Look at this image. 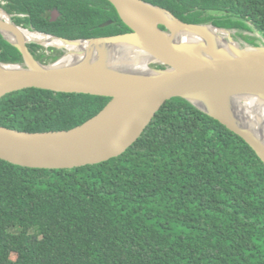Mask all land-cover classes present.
Listing matches in <instances>:
<instances>
[{"label":"trees","instance_id":"obj_1","mask_svg":"<svg viewBox=\"0 0 264 264\" xmlns=\"http://www.w3.org/2000/svg\"><path fill=\"white\" fill-rule=\"evenodd\" d=\"M143 1L186 23L236 30L248 45L264 42V0ZM0 7L31 32L68 40L131 32L108 0H5ZM28 48L45 64L63 55ZM0 62L24 64L1 34ZM110 100L25 89L0 99V126L70 130ZM0 264H264V162L182 98L166 101L139 139L106 162L38 169L0 159Z\"/></svg>","mask_w":264,"mask_h":264},{"label":"water","instance_id":"obj_2","mask_svg":"<svg viewBox=\"0 0 264 264\" xmlns=\"http://www.w3.org/2000/svg\"><path fill=\"white\" fill-rule=\"evenodd\" d=\"M108 1L131 32L79 40L32 32L81 48L87 45L76 61L65 63L71 52L62 49L63 55L50 64L35 59L28 48L46 46L23 39L21 32L31 31L0 7L9 17L0 19V34L24 59V64L0 62V99L30 88L111 98L95 117L70 130L25 132L0 126V159L38 169L106 162L139 139L166 101L182 98L241 136L264 162V119L244 108L246 99L264 106V45L242 46L232 30L186 23L143 0ZM130 50L149 58L146 70L124 66L120 53Z\"/></svg>","mask_w":264,"mask_h":264},{"label":"bare ground","instance_id":"obj_3","mask_svg":"<svg viewBox=\"0 0 264 264\" xmlns=\"http://www.w3.org/2000/svg\"><path fill=\"white\" fill-rule=\"evenodd\" d=\"M0 19H5L7 21H9V17L4 14L2 11H0ZM22 37L23 39H25L26 41H34V42H38L41 43L43 45H45L46 47H55V48H59V49H64V50H68L69 55H67L64 58V62H72V61H76L75 59L79 58V53L81 54H85L82 51L86 50L87 45L85 44V46L83 45L82 48L80 46L77 45H72V44H67L63 41H59L56 39H53L51 37L48 36H43L41 34L38 33H32V32H28V31H22ZM7 36L10 37L11 40L17 41L18 37L16 35H12L10 33H7ZM81 48V49H80ZM126 50H129L128 48ZM131 52V50H130ZM130 52H122V54L120 53L119 58L122 57V59H126V62L124 63L125 67H128L130 69H136V70H146L148 67V63H149V58L141 53V52H137V53H130ZM129 53L131 55H129ZM122 62V60H121ZM246 105H245V111L250 114L253 115L254 117H257V119L260 120L264 119V106H262L260 103L256 102L255 100L252 99H246Z\"/></svg>","mask_w":264,"mask_h":264},{"label":"rangeland","instance_id":"obj_4","mask_svg":"<svg viewBox=\"0 0 264 264\" xmlns=\"http://www.w3.org/2000/svg\"><path fill=\"white\" fill-rule=\"evenodd\" d=\"M0 5H1V2H0ZM244 33L247 34V35L249 34L248 32H244ZM232 35L234 36L235 40H236L240 45H242V46H246V45H248V43H247L244 39H242V38L239 36L238 31L233 30V31H232ZM257 36H259V35H257ZM256 43H257V44H255V45H257V46H262V45H264V42L261 41V40H259V39H258V41L256 40ZM44 48H45V47H44ZM51 48H54V47H46L45 49H46L47 52H49V49H51ZM56 49H58V48H56ZM58 50H62V49H58ZM63 53H64V51H63ZM12 257H14V255H13Z\"/></svg>","mask_w":264,"mask_h":264}]
</instances>
